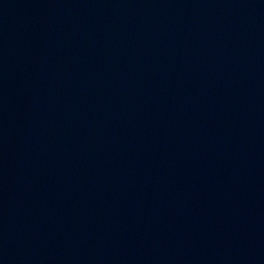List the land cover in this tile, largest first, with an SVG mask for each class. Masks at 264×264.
<instances>
[{
    "label": "water",
    "instance_id": "1",
    "mask_svg": "<svg viewBox=\"0 0 264 264\" xmlns=\"http://www.w3.org/2000/svg\"><path fill=\"white\" fill-rule=\"evenodd\" d=\"M0 264H264V0H0Z\"/></svg>",
    "mask_w": 264,
    "mask_h": 264
}]
</instances>
